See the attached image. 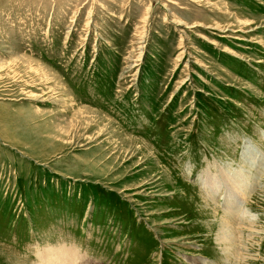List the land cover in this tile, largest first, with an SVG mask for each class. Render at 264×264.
<instances>
[{"label":"rangeland","instance_id":"obj_1","mask_svg":"<svg viewBox=\"0 0 264 264\" xmlns=\"http://www.w3.org/2000/svg\"><path fill=\"white\" fill-rule=\"evenodd\" d=\"M50 247L264 264V0H0V264Z\"/></svg>","mask_w":264,"mask_h":264},{"label":"bare ground","instance_id":"obj_2","mask_svg":"<svg viewBox=\"0 0 264 264\" xmlns=\"http://www.w3.org/2000/svg\"><path fill=\"white\" fill-rule=\"evenodd\" d=\"M221 173V172H220ZM223 173V172H222ZM226 174V173H225ZM218 178H228L231 179L230 177L232 176L233 179H231V190H232V196H238L240 194L244 195L247 194L249 185L244 182V185H241L242 181L240 176H234L233 174H226L225 177L217 176ZM246 185V186H245ZM245 186V188H243ZM242 188V190H241ZM234 189H237L238 192L240 193H235ZM242 191V192H241ZM233 198L227 200V201H232ZM241 200V199H240ZM239 199H236V204L231 203V205L235 204V208L238 210H241V207L243 206V203ZM230 206V205H229ZM224 234V233H223ZM227 236H225L226 238ZM40 257V262L39 264H75L77 258H78V253L76 250L73 248H61V247H50L45 249L44 251L40 252L39 254Z\"/></svg>","mask_w":264,"mask_h":264}]
</instances>
